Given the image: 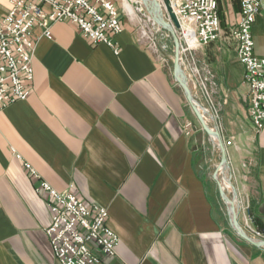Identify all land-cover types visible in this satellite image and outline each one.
<instances>
[{
	"label": "crops",
	"instance_id": "crops-1",
	"mask_svg": "<svg viewBox=\"0 0 264 264\" xmlns=\"http://www.w3.org/2000/svg\"><path fill=\"white\" fill-rule=\"evenodd\" d=\"M217 2L222 27L233 26L240 0ZM8 10L0 0V16ZM120 27L117 55L67 23L52 24L49 37L33 29L30 95L0 112V264H60L26 164L56 191L107 208L119 243L113 258L90 245L98 264H264V249L230 225L213 178L220 153L175 82L173 41L159 35L151 49L138 23L122 16ZM251 33L264 58L263 12ZM197 56L216 81L218 117L207 123L231 141L225 150L240 207L264 232V129L255 133L247 117L244 68L223 42Z\"/></svg>",
	"mask_w": 264,
	"mask_h": 264
},
{
	"label": "built area",
	"instance_id": "built-area-1",
	"mask_svg": "<svg viewBox=\"0 0 264 264\" xmlns=\"http://www.w3.org/2000/svg\"><path fill=\"white\" fill-rule=\"evenodd\" d=\"M125 1L8 0L9 10L0 16V112L13 103L26 101L30 95L29 87L34 80L32 60L35 49L31 35L35 27L43 28L44 36L49 37L52 24H70L91 45L104 44L115 55L118 53L115 37L122 31V16L138 23L139 36L148 48H157L159 35L165 40H172L171 34L158 26L144 11L141 0H136L135 15L132 17L124 8ZM168 1L177 28L171 22L164 1L157 0L163 19L172 26L180 43V63L193 99L213 119L218 117V107L214 100L215 75L207 62L198 58L197 52L215 42H223L235 52L238 62L244 68L247 117L255 133L262 132L264 58L254 54L251 28L256 15L264 13V0H240L238 20L229 27L221 25L217 0ZM191 129L192 125L188 124L187 131ZM222 143L224 148L231 145L230 140ZM24 167L35 182L34 192L45 200L49 213L45 234L58 263L98 264L99 259L91 251L90 245L98 248L106 257L116 256L119 237L108 226L106 207L96 202L79 200L74 192L68 190L58 192L41 181L30 166L26 164ZM240 210L245 211L242 224L238 216L241 229L252 240L264 243V232L254 227L247 208L241 209L239 206V215ZM261 248L264 249V246Z\"/></svg>",
	"mask_w": 264,
	"mask_h": 264
},
{
	"label": "water",
	"instance_id": "water-1",
	"mask_svg": "<svg viewBox=\"0 0 264 264\" xmlns=\"http://www.w3.org/2000/svg\"><path fill=\"white\" fill-rule=\"evenodd\" d=\"M143 3L144 11L151 17V19L158 25L160 26L163 30L169 32L172 36L173 40V45H174V58H173V76L175 79V82L179 85V87L182 89L183 94L185 96L186 101L189 104V107L191 108L192 112L194 113L195 117L197 118L198 122L200 123L202 130L209 136L211 141L213 142V145L218 149L220 153V161L218 164V168L216 170V173L214 174V179L218 182V188H219V193L220 197L224 203V205L227 208V205L225 204L224 197L226 196L220 186V181H218L217 173L221 171V168L224 166L226 167L225 169H229V164L227 160V155H226V150L223 146L222 139L219 135V132L215 127H210L207 124L206 120L209 121H214L213 117L208 113L207 111L203 110L201 106L193 99L192 97V91L190 86L187 83L185 74L183 72V68L180 63V43L177 40L172 26L166 22L163 19V12L160 8L159 3L157 0H141ZM165 8L167 12L169 13L171 22L173 23L174 27L177 28L178 24L176 21L175 16L172 14L171 9L169 7V1L168 0H163ZM182 44V43H181ZM215 138V139H213ZM218 171V172H217ZM226 177V176H225ZM227 180L230 181V177H226ZM232 198L235 200V206H234V216L232 217L228 208H227V213H228V218L230 225L233 229V231L239 236L241 239L245 240L246 242L250 243L253 246H257L259 248L264 246L263 242L259 241H254L252 240L249 236H247L244 231L241 229V227L238 224V216H239V204L237 203L236 200V193L235 190L232 186Z\"/></svg>",
	"mask_w": 264,
	"mask_h": 264
},
{
	"label": "bare ground",
	"instance_id": "bare-ground-1",
	"mask_svg": "<svg viewBox=\"0 0 264 264\" xmlns=\"http://www.w3.org/2000/svg\"><path fill=\"white\" fill-rule=\"evenodd\" d=\"M132 2H136V0H130ZM126 2V1H125ZM125 9L127 10L128 14L132 17L134 16V10H133V7L130 3L124 5ZM215 139V138H213ZM226 167L224 166L223 168H221V171H219L217 173V177H220V186L224 192V194L226 195L224 197V201H225V204L227 205V208L231 214V216L233 217L234 216V206H235V200L234 199H231L229 198V193L232 191V184L229 180L226 179L225 175H226Z\"/></svg>",
	"mask_w": 264,
	"mask_h": 264
},
{
	"label": "rangeland",
	"instance_id": "rangeland-1",
	"mask_svg": "<svg viewBox=\"0 0 264 264\" xmlns=\"http://www.w3.org/2000/svg\"><path fill=\"white\" fill-rule=\"evenodd\" d=\"M125 3L126 4H128V3H130L131 5H132V7H133V10H134V13H135V7L137 6L136 5V3L135 2H132V1H130V0H126V2H124V5H125ZM125 8V7H124ZM126 10V9H125ZM126 12H127V10H126ZM128 13V12H127ZM167 40H169V39H167ZM168 55H169V57H171L172 58V60H173V58H174V53L173 52H171V48H170V51H168ZM218 150V149H217ZM219 164V163H218ZM217 168H218V165H217V167L215 168V170L213 171V178H214V174L216 173V170H217ZM218 172V171H217ZM227 178L228 177H230V182H231V184H232V186H233V188H234V190H235V193H236V200H237V203L239 204V206H240V199H239V195H238V192H237V190H236V186H235V182H234V179H233V176H232V174H231V172L229 171V169H227L226 170V175H225ZM220 178H221V176L220 177H218V181H220ZM229 198H232V192H230L229 194ZM225 208H226V206H225Z\"/></svg>",
	"mask_w": 264,
	"mask_h": 264
},
{
	"label": "trees",
	"instance_id": "trees-1",
	"mask_svg": "<svg viewBox=\"0 0 264 264\" xmlns=\"http://www.w3.org/2000/svg\"><path fill=\"white\" fill-rule=\"evenodd\" d=\"M255 225H257V229L259 231H263L262 227L257 223V221L255 220Z\"/></svg>",
	"mask_w": 264,
	"mask_h": 264
}]
</instances>
